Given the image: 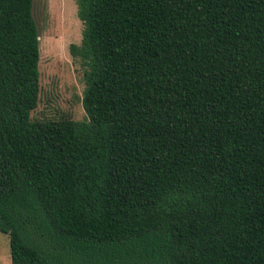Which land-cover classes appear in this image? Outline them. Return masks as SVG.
Wrapping results in <instances>:
<instances>
[{"label":"trees","instance_id":"1","mask_svg":"<svg viewBox=\"0 0 264 264\" xmlns=\"http://www.w3.org/2000/svg\"><path fill=\"white\" fill-rule=\"evenodd\" d=\"M81 120L31 118L32 0H0V233L12 264H264V0H73Z\"/></svg>","mask_w":264,"mask_h":264},{"label":"rangeland","instance_id":"2","mask_svg":"<svg viewBox=\"0 0 264 264\" xmlns=\"http://www.w3.org/2000/svg\"><path fill=\"white\" fill-rule=\"evenodd\" d=\"M38 34L39 94L31 118H85L80 103L83 66L69 52L80 42L82 25L73 0H32ZM0 264H11L7 236L0 233Z\"/></svg>","mask_w":264,"mask_h":264},{"label":"crops","instance_id":"3","mask_svg":"<svg viewBox=\"0 0 264 264\" xmlns=\"http://www.w3.org/2000/svg\"><path fill=\"white\" fill-rule=\"evenodd\" d=\"M11 263V262H10ZM12 264V263H11Z\"/></svg>","mask_w":264,"mask_h":264}]
</instances>
